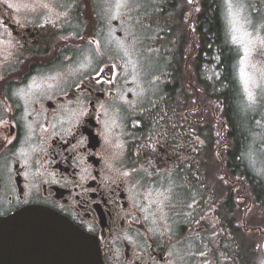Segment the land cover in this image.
I'll return each mask as SVG.
<instances>
[{
    "label": "flooded vegetation",
    "instance_id": "1",
    "mask_svg": "<svg viewBox=\"0 0 264 264\" xmlns=\"http://www.w3.org/2000/svg\"><path fill=\"white\" fill-rule=\"evenodd\" d=\"M99 10V0H0V218L53 211L95 241L102 264H257L239 252L243 230L264 236L246 226L264 205L242 194L236 143L218 192L193 194L209 174L189 114L164 112L163 100L147 108L95 49L91 70H71L83 43L106 41Z\"/></svg>",
    "mask_w": 264,
    "mask_h": 264
},
{
    "label": "rangeland",
    "instance_id": "2",
    "mask_svg": "<svg viewBox=\"0 0 264 264\" xmlns=\"http://www.w3.org/2000/svg\"><path fill=\"white\" fill-rule=\"evenodd\" d=\"M218 1L224 41L235 51L228 73L221 70L215 48L207 44L202 51L196 33L200 0H171L176 3L172 8H161L169 0H99V13H104L106 23L98 27V34L106 33V41L93 47L83 43L78 66L71 69L91 70L95 49L115 70H126L127 81L134 83L132 91L147 108L163 100L164 112L167 106L176 108L178 114H189V131L200 136L194 140L201 153L207 154L205 171L209 174L201 178L200 186H194L196 195L218 192L216 171L226 158L223 153L234 146L231 137L236 133L226 119V102L219 97L225 89L231 92L233 88L237 97L240 159L264 181V0ZM241 191L250 196L244 179ZM255 221L264 231V209L259 205L253 216L247 214L246 226L255 227ZM242 238L239 257L264 264V236L243 230Z\"/></svg>",
    "mask_w": 264,
    "mask_h": 264
},
{
    "label": "water",
    "instance_id": "3",
    "mask_svg": "<svg viewBox=\"0 0 264 264\" xmlns=\"http://www.w3.org/2000/svg\"><path fill=\"white\" fill-rule=\"evenodd\" d=\"M0 264H102L95 241L57 213L26 207L0 218Z\"/></svg>",
    "mask_w": 264,
    "mask_h": 264
},
{
    "label": "trees",
    "instance_id": "4",
    "mask_svg": "<svg viewBox=\"0 0 264 264\" xmlns=\"http://www.w3.org/2000/svg\"><path fill=\"white\" fill-rule=\"evenodd\" d=\"M171 2V0H169ZM176 1V0H174ZM201 11L196 16V33L200 39V45L205 50L207 44L211 45L217 51L220 56V64L224 72L228 73L231 70L232 62L234 59L235 51L225 43L224 39V27L220 15V6L218 0H200ZM200 49V48H199ZM206 55H210L209 49ZM226 78V75L224 74ZM230 75V74H229ZM231 85V82L229 83ZM222 101H225L226 106V119L230 123L231 128L235 131L236 135H233V141L235 144V153L232 154L233 160L236 154L239 156V166L241 169V178L244 179L245 185L248 186L249 194L255 193L259 197V202L264 205V181L256 177L249 169L244 165L240 159V148L238 140L239 123L237 122L238 116L235 112L234 103L236 102V95L234 89L231 88V92L226 89L219 94ZM232 160V161H233ZM234 163V162H233ZM244 239L242 238V245Z\"/></svg>",
    "mask_w": 264,
    "mask_h": 264
}]
</instances>
